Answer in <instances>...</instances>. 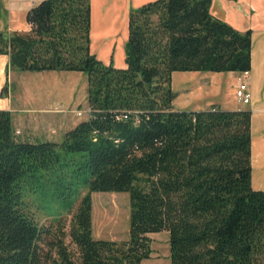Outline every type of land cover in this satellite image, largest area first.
Returning a JSON list of instances; mask_svg holds the SVG:
<instances>
[{"label": "trees", "instance_id": "obj_1", "mask_svg": "<svg viewBox=\"0 0 264 264\" xmlns=\"http://www.w3.org/2000/svg\"><path fill=\"white\" fill-rule=\"evenodd\" d=\"M210 0L131 7L123 67L89 50V0H40L25 31L0 32L6 70L85 75L86 116L59 141L16 133L0 108V264H40L50 233L30 193L46 188L61 211L52 264H140L148 233L166 231L169 264H264V190L250 184L248 109L174 108L172 72H241L250 31L210 12ZM4 87L2 88L3 91ZM125 192L123 240L91 235L90 193ZM67 235L75 252L63 243Z\"/></svg>", "mask_w": 264, "mask_h": 264}, {"label": "crops", "instance_id": "obj_2", "mask_svg": "<svg viewBox=\"0 0 264 264\" xmlns=\"http://www.w3.org/2000/svg\"><path fill=\"white\" fill-rule=\"evenodd\" d=\"M39 1L0 0V32L25 31L27 29L24 21L25 12ZM147 1L150 0H89L90 52L105 64L110 62L115 67H123V46L127 36L128 10ZM209 9L214 16L224 20L235 29L250 31V64L246 78L249 101L242 104L236 100L228 108L223 109H248L250 111V184L254 189L264 190V0H210ZM20 18H23L24 23H21L22 21L19 23ZM7 62V55L0 54V108L8 110L11 115L20 113V116L14 117V121L18 120V125H21L20 122L25 118L29 119L31 114L61 113L72 107H79L76 110L82 111L84 117L86 116V86L82 88L81 95L78 96L75 84H73V78L77 79L79 72L6 70ZM7 72L8 74L15 72L22 74L19 75L21 79L19 87H12V78L9 84L7 83ZM31 73L34 77L29 78L27 74ZM238 73L226 72L235 80ZM235 80L231 84L232 88L235 86ZM13 93L16 95L14 96ZM80 99L83 104L79 102ZM211 104L206 102L202 108L187 111L208 109L212 106ZM79 120L73 121L68 128ZM12 124L15 130L26 138L51 140L50 135L37 136L28 127L21 125L22 129L19 130L16 127L17 124L13 122ZM153 233L158 232L148 234ZM152 253L150 247L149 257L141 260L140 264H160L156 259H152Z\"/></svg>", "mask_w": 264, "mask_h": 264}, {"label": "rangeland", "instance_id": "obj_3", "mask_svg": "<svg viewBox=\"0 0 264 264\" xmlns=\"http://www.w3.org/2000/svg\"><path fill=\"white\" fill-rule=\"evenodd\" d=\"M20 22L24 23L23 18L19 19V23ZM19 75L22 74H19V72L8 74L7 83L9 84V80L12 78V87H19L21 82ZM27 75L30 76L29 78L34 77L32 73ZM77 75V79L73 78V84H75L74 86L77 89V95L80 96L82 88L86 86V82L85 75L82 72H79ZM234 80V77L228 76L226 72H172L170 75V88L176 94L172 100V105L177 109L191 110L202 108V106L208 102L212 103L211 105L228 108L236 101L234 97V88L231 87ZM13 95L15 96L16 94L13 93ZM79 102L83 104L81 99ZM31 106H33V104H31ZM76 108L78 109L79 107H72V109H67L65 112L61 113L31 114L32 116L29 119L25 118L20 124L28 127L30 131L37 136L47 134L51 136V140L59 141L63 131L71 126L73 121L84 118V113L79 116L76 115ZM18 115L20 116V113H13V115H11V121L17 125L19 122L18 120L14 121V117H18ZM21 125L16 127L21 130ZM29 200L35 207L34 216L38 222L44 227H50V233L39 242L42 255L40 264H52L50 258L56 256L54 241L56 237L55 228L57 225L53 217L54 214L61 211L60 205H57L50 196L49 191L42 187H38L34 192L30 193ZM90 205V225L93 238L123 240L127 237L128 198L125 192H91ZM72 212L73 209L68 214L61 213L62 215L60 218L64 223L63 231L65 233L64 237H62V241L68 249L75 252V248L67 235ZM147 235L150 239V247L153 251L152 259H156L160 264H169V260L166 257V232Z\"/></svg>", "mask_w": 264, "mask_h": 264}, {"label": "built area", "instance_id": "obj_4", "mask_svg": "<svg viewBox=\"0 0 264 264\" xmlns=\"http://www.w3.org/2000/svg\"><path fill=\"white\" fill-rule=\"evenodd\" d=\"M248 76V71H241L236 76V83L234 86V97L237 101H239L242 104H245L249 101V91L247 87L246 78ZM82 114V111L77 110L76 115L79 116ZM18 131L16 130V133Z\"/></svg>", "mask_w": 264, "mask_h": 264}]
</instances>
